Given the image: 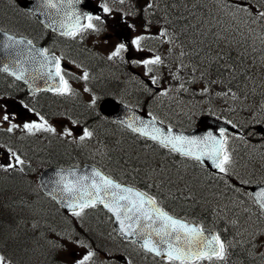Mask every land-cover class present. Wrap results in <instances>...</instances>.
Masks as SVG:
<instances>
[{
    "label": "rangeland",
    "instance_id": "rangeland-1",
    "mask_svg": "<svg viewBox=\"0 0 264 264\" xmlns=\"http://www.w3.org/2000/svg\"><path fill=\"white\" fill-rule=\"evenodd\" d=\"M9 1L14 3V0ZM115 1L119 2V0ZM197 1L199 0H137L133 5L136 8L134 10L136 14L139 12L142 16H136L134 14L130 15L127 12L122 13L120 9H114L111 14H108L110 15L109 20H112V22L109 23V28H103L100 26V32L92 33L89 30L82 35L84 39L83 42L87 46L88 53L86 55H80L78 59H73L74 55L69 57L66 53L68 50L65 51L64 49L63 51V46H58L60 51H57L64 53L65 59L74 66L73 70L67 71V73H69V77L74 76V80L69 79L68 81L75 94L68 95L67 97L71 99L81 98L86 102L84 99L85 96L89 101L86 102L87 105L92 106L95 105L92 104L91 97L93 86L102 88L101 84L104 79H109L111 81H114L115 79L119 81L122 80V78L117 77V74L114 73V71L118 72L117 70L112 71L110 68L100 67H97L95 72H91V75L89 74V79L87 81L79 78L83 75L86 67H90V65L96 63L97 60L104 58V49L108 46L106 45L107 41H103L102 36L105 33L117 31L119 29L118 27H111L112 24H120L122 26L126 25L127 33L132 39L138 35H144L147 37L142 42L143 50L138 51L135 48V52L139 55H143L144 59L154 57V54L160 50L163 62L158 66L164 68L163 71L165 72V76L163 79L168 86L173 87V89H171L173 92L171 97L166 94H159L157 101L153 105V107L157 109L156 112L158 114L161 115L162 113L168 112L171 116L176 115L180 118L187 117L189 119H194L197 115L203 113L211 112L216 114V110L219 109V112L226 113V115H233V117L236 118L237 125L241 128H243L242 126L244 122L249 121L252 126L254 125L257 128L263 126L264 20L259 19L256 14L260 11H264V0H205L207 4L206 8L196 7L189 10ZM166 2L168 6H171L168 11L171 12V15H165L167 16L165 18L161 17L159 14L151 16L152 14L149 13L150 10L154 11L160 9L165 12L166 9L162 4ZM149 3L153 4V8L146 9V6ZM238 5L249 7L252 11V16H249L246 12L237 11L236 9ZM13 13H18V10L16 9ZM170 17L181 18L183 20L188 17L191 21L189 25H192L191 27L197 29L196 35L189 33L192 36L190 40H187L188 38H182L179 34H177V38L172 34L170 36L168 34L162 35L163 32H168V30L171 29L168 28V26L174 25L173 20ZM254 17L255 19H253ZM18 21L22 22L20 18L14 17V15L9 16L0 13V25L5 28H16ZM124 21H126V23ZM145 21L148 22L147 27H145ZM128 24H135V29L128 28ZM180 24L184 26L185 22L181 21ZM183 26L182 29H184ZM217 36H221L222 39L216 40ZM215 44L218 48H215ZM180 46L187 47L190 54L194 57L196 56V70H194L190 65V62L184 58ZM79 50L80 48L77 47V53ZM229 52L239 58V61L234 63L237 65V68L240 64L241 58L245 61L247 68L244 77V79H246V93L243 94V96L237 95L236 93H234L235 95L233 96V92H230L222 84H217L213 81L212 76L205 73L206 69L203 68L206 59L209 63H212L213 61L221 62V59L219 58L224 57V59H226V55ZM209 53H211V58H207ZM153 67L155 68V66ZM140 70L148 76L151 74L147 72L144 65ZM120 71L122 70L120 69ZM93 82L97 83L94 84ZM137 84L145 88V84L140 81H138ZM181 84H183V88H181ZM85 88L90 89V91H85ZM224 93H227V95ZM123 96L125 99L127 98L126 100L130 103L137 104L139 101V99H136L129 93L123 92ZM58 102V108H60L58 110H63L62 115L57 116L56 118H52L51 116L48 119L45 118L48 123L56 129V132L43 133L42 131L37 132L35 135H31L23 129V125L32 122L39 123V116L35 115L31 118L28 115L20 116L17 113H14L13 106L7 103L5 98L0 96V118L7 114L10 117L11 123L19 125V127L12 132H8L7 129L10 127V123L0 119V152L3 151L2 149L11 148L16 152L18 149H21L22 152L32 151L34 154L41 153L42 156H40V160L32 167L26 168V170L35 173L42 169V164L48 160V157L46 156H49L50 154L56 155L60 150H68L71 148L70 146L72 144L80 146L78 142L79 137L83 135V131L86 127L83 125L80 126L77 115H68L66 113L67 110H65L63 105ZM164 116L167 118L166 114H164ZM226 118L228 117L226 116ZM176 120L178 119L176 118ZM73 121H75V123H73ZM250 124L248 126H251ZM65 129L72 130V137H65L63 135ZM103 136L105 137V135ZM110 141L111 140L109 139L106 140L100 138L96 131L91 138H86L83 141V144H85L89 152L91 151L94 155H100L102 159H106L107 156L101 153L105 144L107 147L111 148L112 152H115L113 148L114 144ZM242 141L243 139L233 140L234 145L238 148L237 154L240 156L243 155L245 152L244 150L247 149L249 145H252V143L247 140H245V142L243 141V144L241 145L239 142L242 143ZM59 144L63 145L59 147ZM81 148L85 151L83 146ZM35 149H39V151H35ZM128 154L131 155L129 161L140 166V170L137 171H141L145 168V174L149 181L157 179V191L165 195V197L180 199V193H182L183 196L188 195L189 193H196L198 191L197 186L204 181L203 179H194V182H191L190 179H185L182 182H178L181 171L186 165L183 162H180L179 159H177L176 162H173L169 158L166 160V156L161 158L158 155L151 153L148 147H146L145 150L133 149ZM31 157L36 161L33 156ZM116 160L118 161V159ZM159 160L165 164L164 168L160 165ZM114 162L116 163L115 160ZM126 172H129V176L135 173V171H131V166H125V168L118 171L120 175L125 174ZM182 172L187 176L189 175V171ZM230 173L236 174L244 184L250 183L248 181H250L249 179L251 176V178H256L255 176L264 177V156L257 155V159L254 158V156H246V158L241 161H235L234 159ZM205 194L209 193L205 192ZM222 200L228 202L229 199L222 198ZM219 204L220 203L218 202V205ZM16 205H24V208L20 209V213L32 215L33 218L29 222H27V219L24 216L25 223H28L27 227L36 230L37 235H35V237H38V240L41 237L42 242L48 247L46 251L51 252L52 248L55 249V258L63 264H76V261L83 258L89 250L96 253L95 258L92 259L89 264H100L101 261L104 262V264H128L127 259H125L123 254L113 253L110 257L105 256L102 252L96 251L93 246L88 247L87 245H84L80 235H72L77 231V218H74L71 221V224L74 227V230L71 233L60 236V233L66 231L63 229L60 230L61 227L57 226L58 230L56 233L50 231V239L45 232H39L41 229L47 227L45 220L39 215L40 213L46 214V212L49 214L46 206L44 207L39 203L32 204L19 201L16 202ZM44 205H47L51 209L52 214H50L49 219L57 217L55 216L56 210H52L50 204L45 203ZM229 207L232 208V213H234V215L228 216L227 220L233 223L236 219L240 220V226L233 229L238 236L232 238L230 243L236 244V242H240L245 244V247L250 249L249 254L251 255H254L253 253L255 252H258V254L261 253L264 250V221L258 223L255 222V215H250V219H246L245 214H238L243 211L241 210L242 203L240 200H237L236 203L231 201ZM244 207L246 209L252 208L250 204L245 205ZM40 208H42V210H40ZM6 218L9 220V215H7ZM95 222H97V218ZM77 241H79V243ZM246 263L244 260H241V258H236L229 264ZM151 264H155V261H152ZM165 264H167V262ZM203 264H209V262ZM212 264H225V262H212Z\"/></svg>",
    "mask_w": 264,
    "mask_h": 264
},
{
    "label": "snow or ice",
    "instance_id": "snow-or-ice-1",
    "mask_svg": "<svg viewBox=\"0 0 264 264\" xmlns=\"http://www.w3.org/2000/svg\"><path fill=\"white\" fill-rule=\"evenodd\" d=\"M80 2L81 0H40L44 8L56 9L57 13L63 12L64 18L59 25L60 35L72 39L78 36L82 37L89 30L100 32L101 29L94 21L101 24L104 22L99 15L94 16L79 12L75 5ZM124 2L125 0H119L121 4ZM65 4L68 5L70 11L64 9ZM101 7L104 13L111 14L112 9L108 7L107 3ZM151 8H153V4L149 3L146 9ZM236 10L246 12L249 16H252V11L245 5H238ZM256 16L264 20V11L258 12ZM124 22L126 23V21ZM147 24L148 22L145 21V27H147ZM127 27L134 30L135 24H128ZM162 35H167V32H163ZM146 38L144 35H138L131 40V44L135 46L136 50H143L142 42ZM7 40L6 46L9 48L24 44L29 46L30 59L38 63L43 76L53 82L46 89L47 91L61 96L75 94L68 79L65 78L69 73L62 67L61 62L64 59L62 55L49 54L48 48L37 49L32 41L26 38L17 40L14 36H8ZM127 51L128 45L121 42L109 54L108 59L122 58V53ZM162 62L159 55L132 61L134 64L144 65L148 73L153 71V67L150 66H158ZM0 70L9 73L17 80L28 82L26 79L27 69L20 61H17V65L12 68L5 65ZM79 78L87 81L89 79L88 71L84 70L83 75ZM156 82V78L153 77L151 83L156 84ZM181 88H183V84H181ZM38 90L36 88L32 89L33 93ZM85 91H90V89L85 88ZM224 94L227 95V93ZM95 103L96 99L94 97L92 104ZM24 107L27 108L28 106L24 105ZM37 115L39 116V113ZM0 119L10 123V127L7 129L8 132H12L19 127V125L10 122V117L7 114ZM152 119L155 121V117ZM39 121V123H25L23 129L31 135L42 131L56 132V129L43 116H39ZM122 123L126 124L133 132L157 142L162 147L170 149V151L178 152L182 156L190 157L200 163H203L207 158L220 173L225 175L229 174L234 163L224 129L220 130L219 138L213 136L212 133H208L203 138H189L183 135H172L170 129L165 133L162 129L155 127L152 122L145 123L136 117H132L129 121H122ZM63 135L72 137V130L65 129ZM92 135L91 131L84 129L78 142L83 143L86 138H91ZM8 153H10L15 163L9 161L7 164H0V169L4 171L15 170L18 165H25L26 161L16 151L9 148ZM19 171H23V167H20ZM56 176L54 189L49 194L53 196V199H59L63 206L69 209L74 216L82 217L87 209H96L98 206H103L115 218L121 236L125 239L132 238V244L138 243L141 250L165 259L167 264H202L205 261L212 264L214 261L226 262L227 260L229 244L221 239L219 233L210 232L201 224L171 214L163 207L157 196L134 186L125 185L110 174L97 168H93L90 173L85 174H81L77 169H61ZM256 200L260 209L264 211V189L256 194ZM77 242L79 243V241ZM95 255L94 251L89 250L83 258L76 261V264H89ZM0 264H12V261L0 252ZM128 264H130V261Z\"/></svg>",
    "mask_w": 264,
    "mask_h": 264
},
{
    "label": "trees",
    "instance_id": "trees-1",
    "mask_svg": "<svg viewBox=\"0 0 264 264\" xmlns=\"http://www.w3.org/2000/svg\"><path fill=\"white\" fill-rule=\"evenodd\" d=\"M2 3L3 2L0 1V13L7 14L9 16L14 15L13 12L18 7H15L14 5L12 6L7 2L4 5ZM193 8L196 7H192L189 10ZM172 20L174 24H176L177 34H179L182 38L184 37V39L188 38L187 40H190L192 36L189 33L196 35L197 29L191 27L192 25H189L191 21L188 17L185 18V20L181 18H172ZM181 21L185 22L184 26L180 24ZM182 26L184 27V29H182ZM211 69L215 75V78L220 80L223 84L227 85L228 87L240 88V84L243 83L245 72L242 65H239L237 68L241 69L240 71H238L237 69L231 70L229 68L223 67L216 69L215 66H212ZM230 73L236 74L237 80L239 81V84L237 86L235 84L236 82L230 79ZM237 91H239V93L241 94L245 92L244 90ZM117 135H119V137L122 139V134H120V132H118ZM120 149L124 150L125 152H129L133 149H136V146L134 144H130ZM54 156V154H50L46 157L52 158ZM55 159L57 158L55 157ZM131 164L133 165L134 163ZM127 167H129V165H127ZM9 179L10 176L8 175H0V249L2 251H5L6 253H9L15 264H43V260H45L44 258L47 254L46 246H44L42 250L40 242L35 239L36 231H34L32 228L27 227L23 223V219L21 217H15L17 211L22 209V207L16 205L15 203L11 204L8 201L6 203L1 202L2 196L4 194L14 192V190L23 192L28 191L29 183L27 182V177L20 175L16 177L12 183H10ZM215 184L216 186L221 187V185H219L217 181L215 182ZM7 215H9L10 217L9 220L6 218ZM242 252L243 254L235 253V255H238H233L235 259L241 258V260H246L249 264H264V258L261 259L260 256L253 257L255 255L251 256L249 252Z\"/></svg>",
    "mask_w": 264,
    "mask_h": 264
},
{
    "label": "water",
    "instance_id": "water-1",
    "mask_svg": "<svg viewBox=\"0 0 264 264\" xmlns=\"http://www.w3.org/2000/svg\"><path fill=\"white\" fill-rule=\"evenodd\" d=\"M21 5L23 7H26L28 10L30 9L33 11L37 18L50 30L55 31L60 33L61 29L59 28L60 22L63 20V12L57 13L56 9H50V8H44L40 0H24L21 2ZM65 10L70 11L68 8V5L65 4L64 6ZM75 8L81 12V13H94L95 9L93 4H91L90 0H81L79 4L75 5ZM12 36L8 32L0 31V68H3L5 65L9 67H13L14 65H17V58L14 55V52L6 53V49L9 48L7 47V37ZM22 37L16 38L17 40L21 39ZM27 49L28 45L24 44ZM19 47V46H16ZM11 50V49H10ZM13 51L15 50L14 47L12 49ZM28 53V51L26 52ZM29 57V54H27V58ZM9 59V60H8ZM8 61V62H7ZM26 65L31 66V68H38V72H34V75L30 77L27 73L26 79H27V84L28 87H32L33 85L35 87H49L53 82L48 80L46 77L43 76L42 69L40 66L37 67L35 62L33 63L32 60L26 61ZM39 65V64H38ZM24 81V80H23ZM99 109L109 117L113 118L114 120H118L120 122L122 121H129L132 117L138 118V120H143L145 123L152 122L155 127H158L162 129L165 133L169 131L164 125H160L156 120L153 121V119H150L149 117L146 116L145 113L138 112L136 110H132L130 108H125L123 105L118 103L116 100H113L111 98L103 99V101L100 102L99 104ZM124 124V123H123ZM126 125V124H124ZM138 126V125H136ZM221 128L225 127L226 124L224 122H219L216 118H209V120H206L202 123V127H198V129H195L193 131H187L185 132H180L179 130L176 129H170L172 135L176 136H186L189 138H203L208 135V133H212L213 136L216 135V128ZM203 163H206L207 166L211 169L216 170L212 165V162L205 158ZM93 168H97L95 166H92L90 164H84L82 168L78 167H71L67 169H77L81 174L85 173H90ZM64 168H53V167H48L46 170H44L40 177L39 181L41 182V187L44 193L50 195L49 193L53 191L54 189V182L57 179L56 174ZM66 169V168H65ZM264 189V185L258 184L255 185L251 188L253 196L256 198V194L260 193L261 190ZM52 196V195H50ZM53 197V196H52ZM58 204H62L59 199H55ZM257 201V200H256ZM63 205V204H62ZM65 209H67L65 207ZM69 210V209H67ZM114 225H116L117 228H119L118 223L114 220Z\"/></svg>",
    "mask_w": 264,
    "mask_h": 264
},
{
    "label": "flooded vegetation",
    "instance_id": "flooded-vegetation-1",
    "mask_svg": "<svg viewBox=\"0 0 264 264\" xmlns=\"http://www.w3.org/2000/svg\"><path fill=\"white\" fill-rule=\"evenodd\" d=\"M97 2V1H96ZM98 4L101 2H97ZM124 27V26H123ZM117 34L123 35L124 31L121 32H117ZM109 38H110V46H112V51L115 50V46L111 45L112 43H115V38L109 34ZM105 39V37L103 38ZM52 51V50H49ZM112 51H109V53H111ZM58 56V55H57ZM60 56V55H59ZM134 57V59L136 57L140 58L141 60L143 59V56L140 54H135L133 49L130 48V51H127L124 53L123 56V61H130V63L127 65V67H125L122 71H120V69H122L123 67H121V63L122 61H120L117 57V62H113L111 65L106 64L104 66V68H110L111 70H117L118 72L114 71V73H118L117 77L122 78V80H120L121 84H125V88L123 87V89L121 91L125 92V93H129L131 96H135L138 93H140L141 91L145 92V88H142L141 86H139L137 84V82L140 80L143 84H147L148 86H153V84L150 82V80H148L146 74H144L143 72H141L140 68L143 66L142 64H134L131 62V59ZM137 61V60H136ZM62 63V62H61ZM63 65V64H62ZM154 73H157V69L154 68V70L152 71ZM155 76V75H154ZM156 77V76H155ZM129 78V79H128ZM133 78V79H132ZM117 80V79H116ZM128 80V81H127ZM119 81V80H118ZM130 81V82H129ZM13 80H9L7 83V89H11L10 94L8 95V97L6 98L7 103H11L15 106L16 110L20 113V114H25V111L23 110V106L19 107V105L16 103V101H14V98H19L17 96V94H21L23 93L24 97L26 98V103L28 104L27 106L31 107L34 105L35 107L39 106V104L41 102H43L42 100V95H44V92H38L35 93L33 95H29L28 89L23 86V85H14L13 86ZM16 83V82H15ZM146 85V87H147ZM148 89V87H147ZM150 90H148L149 92ZM151 97H153L154 95L151 94ZM28 107V108H29ZM25 108V107H24ZM29 110V109H28Z\"/></svg>",
    "mask_w": 264,
    "mask_h": 264
},
{
    "label": "bare ground",
    "instance_id": "bare-ground-1",
    "mask_svg": "<svg viewBox=\"0 0 264 264\" xmlns=\"http://www.w3.org/2000/svg\"><path fill=\"white\" fill-rule=\"evenodd\" d=\"M217 20V19H216ZM113 71V70H112ZM116 74H118V73H116ZM129 79V78H128ZM133 79V78H132ZM121 132H122V134H124V135H128V132L127 131H125V130H120ZM250 163H252V162H250Z\"/></svg>",
    "mask_w": 264,
    "mask_h": 264
}]
</instances>
